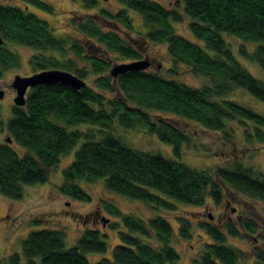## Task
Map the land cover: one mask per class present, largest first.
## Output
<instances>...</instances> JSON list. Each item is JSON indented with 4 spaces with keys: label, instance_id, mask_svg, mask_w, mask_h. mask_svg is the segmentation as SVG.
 <instances>
[{
    "label": "trees",
    "instance_id": "trees-1",
    "mask_svg": "<svg viewBox=\"0 0 264 264\" xmlns=\"http://www.w3.org/2000/svg\"><path fill=\"white\" fill-rule=\"evenodd\" d=\"M21 1L26 5L23 8L0 4V78L3 71L19 65L18 54L8 47L18 44L38 51L29 58L35 72L65 70L84 80L86 86L75 90L60 83L39 84L28 89L24 106L13 105L11 116L5 122L0 119L11 139L10 143L0 142V194L18 200L25 185L45 183L60 158L82 140L73 160L63 169L58 187L61 194L73 199L90 200L78 180L92 183L102 179L108 192L157 210H174L177 204L202 206L207 199L219 204L223 187L264 207L263 172L238 161L213 169L189 167L179 160L183 144L189 142L187 133L173 119L152 113L172 114L205 130L221 132L226 140L233 136L227 121H236L247 143L264 144V113L232 100L216 99L242 88L264 101V83L236 59L223 37L257 42L252 52L243 45L238 52L264 71V0H182V12L177 8L180 5L167 8L153 0H115L124 8H99L97 13L74 21L80 34L74 38L55 36L48 23L27 8L32 5L51 11L48 4ZM73 1H80L86 9L97 8V0ZM127 9L141 15L146 44H165L174 65L188 67L208 83L193 87L146 69L113 77V59L134 62L144 54V48L128 36L133 24ZM183 15L189 18L188 32L194 40L173 27L172 22H181ZM47 52H56L61 59ZM78 60L84 66H79ZM89 76L93 85L87 82ZM115 120L124 129L138 126L155 134L171 145L175 159L128 147L112 132ZM80 124L92 128L68 129ZM13 143L23 152L19 154ZM103 203L124 227L108 257L94 263L86 257L87 253L107 251L97 229H85L71 248L65 247L63 230L39 229L27 234L20 253L0 258V264H179V255L170 244L173 228L163 215L143 219ZM176 218L178 235L190 238L189 220ZM199 227L210 241L189 264H264V227L247 216L236 222L201 221ZM241 237H251L260 244L244 251L227 243L228 238Z\"/></svg>",
    "mask_w": 264,
    "mask_h": 264
},
{
    "label": "rangeland",
    "instance_id": "rangeland-1",
    "mask_svg": "<svg viewBox=\"0 0 264 264\" xmlns=\"http://www.w3.org/2000/svg\"><path fill=\"white\" fill-rule=\"evenodd\" d=\"M48 4L51 11L28 5L27 8L36 14L40 19L46 21L52 33L60 38H74L80 36L74 25L82 17L91 16L98 12L99 8L117 9L124 8L115 0H97V8L86 9L80 1L73 0H41ZM167 8H175L182 0H153ZM3 5H18L25 7L21 0H0ZM182 12V11H181ZM127 13L133 24V31L129 33L130 41L144 48L142 59L150 63L146 69L148 72H156L165 78L175 79L193 87H200L208 83L206 78L194 75L184 65H174L167 54L165 44H146L143 41V34L146 29L143 27L141 15L131 9ZM87 14V15H85ZM91 14V15H88ZM189 18L183 15L181 22L173 21V27L178 34L194 40L188 32ZM232 54L236 59L258 80L264 83V71L254 61H249L240 56L238 49L243 45L248 52H252L257 42L243 41L235 36L223 34ZM203 44L202 42H199ZM8 47L18 54L19 65L3 71L0 78V90L3 97L0 99V119L5 122L11 116V107L14 105L13 98L15 91L11 83L16 75L29 76L35 70L29 63L31 55L38 53L36 49L18 44H8ZM213 54L211 51H209ZM57 58L56 52H47ZM69 57H74L71 53ZM129 60L115 58L112 66L130 63ZM79 66H84L83 61L78 60ZM173 69V71H172ZM93 78L88 77V84L93 85ZM217 100H232L243 105L256 113H264V101L254 97L247 90L238 88L232 93ZM175 121V124L183 128L189 137V142L184 143L182 154L179 160L191 168L213 169L216 166H231L238 161L245 167L264 173V144L258 142L247 143L244 140L242 128L236 121H227L229 128L233 129V136L226 140L221 132L209 131L200 125L188 122L172 114L164 112H152ZM90 124L70 126L69 130L90 129ZM113 134L125 145L132 149L143 152L160 154L165 158L175 159L170 144L158 139L155 134L146 132L142 127L124 129L118 122L114 121ZM9 137L6 128L0 126V142ZM82 140L77 143L73 150L60 158L56 167L51 171L48 180L42 184L25 185L23 195L20 199L14 200L0 194V258H6L11 253L21 251V243L31 231L39 229H61L65 233V247L71 248L76 245L78 238L87 228L100 231L101 239L107 244L105 253H87L89 262L94 263L102 257H108L112 248L119 242V232L124 231L119 219L109 214L104 209V203L108 202L118 207L122 213H131L137 217L146 219L156 214L163 215L173 228L171 246L179 255V264H189L202 249L205 242L210 239L199 227L201 221L222 223L227 219L238 221L242 216L254 220L260 228L264 227V207L255 200L244 197L240 194H233L223 187L224 197L219 204L207 199L202 206L177 204L174 210L154 209L142 202L127 199L104 188V180L89 183L85 180H78L77 184L90 196L89 201H79L67 195L61 194L58 187L63 181L62 171L73 160L74 152L81 145ZM14 149L20 154L23 148L15 143ZM185 217L191 224V236L184 239L178 235L179 223L176 217ZM117 223V226L114 225ZM103 234V235H102ZM228 244L239 247L244 251H250L253 246L260 243L255 242L251 237L228 238Z\"/></svg>",
    "mask_w": 264,
    "mask_h": 264
},
{
    "label": "water",
    "instance_id": "water-1",
    "mask_svg": "<svg viewBox=\"0 0 264 264\" xmlns=\"http://www.w3.org/2000/svg\"><path fill=\"white\" fill-rule=\"evenodd\" d=\"M3 39L0 36V45ZM150 63L147 59H141L130 63L115 65L110 69V74L113 77L118 76L129 70H145ZM60 83L69 86L75 90H79L86 86V83L81 78L77 77L71 72L61 69H47L32 73L29 76L16 75L11 83V88L15 91L13 103L16 106H24L26 103V93L28 89L33 88L39 84H54ZM3 97V91L0 90V99ZM6 142L10 143L11 139L7 137Z\"/></svg>",
    "mask_w": 264,
    "mask_h": 264
}]
</instances>
